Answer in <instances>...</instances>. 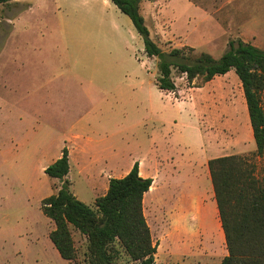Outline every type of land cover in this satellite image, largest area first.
I'll return each mask as SVG.
<instances>
[{"label":"rangeland","instance_id":"obj_1","mask_svg":"<svg viewBox=\"0 0 264 264\" xmlns=\"http://www.w3.org/2000/svg\"><path fill=\"white\" fill-rule=\"evenodd\" d=\"M211 4L209 11L217 12L218 0ZM242 5L254 19L264 17V0H237V14L223 9L214 16L224 32L208 40L204 15L182 0H142L141 14L163 52L181 49L191 59L207 53L217 60L237 40L264 50V33L258 42L243 31ZM157 75V59L145 55L129 18L110 0L0 6V264H73L51 243L54 225L41 201L61 187L44 169L69 147L65 131L80 116L92 160L73 155L68 191L95 209L109 178H122L118 174L138 162L143 178L154 181L143 214L157 244L155 264H220L227 251L208 161L253 158L264 185V154L253 157L241 84L233 70L210 82H189L172 70V93L158 89ZM260 101L264 111V91ZM71 232L83 264L85 240ZM118 264L138 263L123 256Z\"/></svg>","mask_w":264,"mask_h":264},{"label":"trees","instance_id":"obj_2","mask_svg":"<svg viewBox=\"0 0 264 264\" xmlns=\"http://www.w3.org/2000/svg\"><path fill=\"white\" fill-rule=\"evenodd\" d=\"M12 0H0V6ZM151 1V0H150ZM126 15L140 36L148 58L157 59L158 89L174 93L172 70L191 82L197 77L210 82L216 76L234 71L240 81L255 145L253 157L264 154V111L260 95L264 91V50L240 40L229 43L219 59L207 53L186 57L181 49L163 52L150 37L141 14L142 0H110ZM239 155L208 161L218 217L227 255L220 264H264V185L255 175L252 160ZM138 162L122 178H110L106 193L95 199V209L78 201L68 191V152L44 169V174L61 183L56 194L41 201V211L54 229L49 239L59 256L78 264L71 230L86 243L83 264H118L123 256L138 264H155L157 244L143 214V197L151 178L139 175Z\"/></svg>","mask_w":264,"mask_h":264},{"label":"crops","instance_id":"obj_3","mask_svg":"<svg viewBox=\"0 0 264 264\" xmlns=\"http://www.w3.org/2000/svg\"><path fill=\"white\" fill-rule=\"evenodd\" d=\"M236 1L237 0H218V4H219V8H217L218 11L217 12H211V11H209L208 7H211V5L214 6V4H211V2L215 3V0H210V4H205L204 3L205 0H182V2H184L186 4V6H187V8L189 10H197V11L201 12L204 15V17H205L204 19L205 20L204 21L202 20V21H203V24L206 26L204 28V33L206 32V34L205 35L203 34V36H204V38L206 40H208L210 38H213V37H216L219 34L224 32L222 24H220L214 18V16L218 12L222 13L221 11H223V9H225V11H224L225 15H230L231 14L229 9H232L234 14H237V12L235 10H233V8H235L233 5H234V3ZM200 2H201V4H200ZM247 6L248 5H246V8H247ZM241 8L243 10L242 14L245 15V19L243 21V31L245 33H250L252 40L256 39L258 42H260V39H262L261 34L264 33V17H261V19L260 18L259 19H254L253 18V14H250V16H249V14H247V11H246V8H245L244 5H242ZM214 9H216V8L214 7ZM248 16H249V18L247 19ZM193 19L195 21V18H193ZM188 23H190V22H188ZM240 41H242V40H240ZM242 42L245 43L244 41H242ZM38 89H39V92L43 91L44 90V86L40 85V87H38ZM83 117L84 116H80V118L74 124H71L65 131L66 134L64 135L65 136L64 139H67V140L64 141V145H69V147H65L67 149V152H68L69 170H70V162H71V159H72L73 155L79 156L81 159H88L89 161L92 160V158H90V157H88L86 155V144L90 141V138H89L88 133H83L82 132L83 129H84L82 127V124H81L82 120H83ZM61 152H62V150H61ZM61 152H59V154L57 156V159L60 158ZM84 163H86V162H84ZM86 164H88V163H86ZM86 168L87 167H85L84 164L81 165L79 167V170H80L79 173L84 174L86 172ZM138 168H139V166H138ZM129 171H130V168L128 169L127 172L120 173L118 175L123 177ZM139 175L141 177H143L142 174H141L140 168H139ZM153 182L154 181L152 179V185H153ZM152 185H151V187H150V189H149V191L147 193L152 191V187H153ZM146 194L143 197V203H144ZM143 208H144V205H143ZM214 210H215V207H214ZM216 210H217V208H216ZM211 214L212 213L210 211V215ZM214 216H215V211H214ZM209 220H210V223H211L212 220H211L210 217H209ZM213 220L215 221V219H213ZM219 223H220V221H219ZM220 227H221V225H220ZM208 229L209 228H207V227L205 228L206 233H208V231H209ZM209 236L212 237V238H215V239H217L219 237V236H215L214 237V236L211 235V233L209 234Z\"/></svg>","mask_w":264,"mask_h":264},{"label":"bare ground","instance_id":"obj_4","mask_svg":"<svg viewBox=\"0 0 264 264\" xmlns=\"http://www.w3.org/2000/svg\"><path fill=\"white\" fill-rule=\"evenodd\" d=\"M153 186V185H152Z\"/></svg>","mask_w":264,"mask_h":264}]
</instances>
